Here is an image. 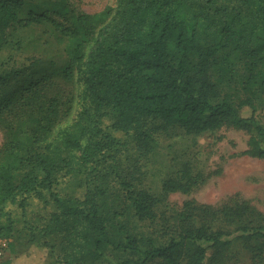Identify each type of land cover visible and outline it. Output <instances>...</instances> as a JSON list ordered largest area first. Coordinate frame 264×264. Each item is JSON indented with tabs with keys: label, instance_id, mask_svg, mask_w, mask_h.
Here are the masks:
<instances>
[{
	"label": "trees",
	"instance_id": "trees-1",
	"mask_svg": "<svg viewBox=\"0 0 264 264\" xmlns=\"http://www.w3.org/2000/svg\"><path fill=\"white\" fill-rule=\"evenodd\" d=\"M215 1L116 0L76 13L69 0H0V33L15 24H50L65 54L55 75L76 86L62 108L58 96L45 94L50 76L30 73L23 88L11 90L20 70L0 73V124L8 132L0 152V238L13 232L7 205L22 207L19 197L50 191L55 211L29 231L54 264H85L108 248L136 255L118 264H224L210 259V250L220 254L239 240L248 248L255 242L251 264H264V214L245 203L213 209L188 201L168 243L152 249L116 222L125 210L139 221L157 219L161 199L120 175L105 121L147 142L148 124L195 136L230 125L251 133L244 154L264 159V124L254 129L253 99L264 95V0H239L241 12L230 15L207 7ZM236 80L243 97L230 92ZM84 170L96 186L83 199L52 191L61 176ZM114 177L122 210L112 197ZM179 179L165 180L163 192L181 187Z\"/></svg>",
	"mask_w": 264,
	"mask_h": 264
},
{
	"label": "rangeland",
	"instance_id": "rangeland-1",
	"mask_svg": "<svg viewBox=\"0 0 264 264\" xmlns=\"http://www.w3.org/2000/svg\"><path fill=\"white\" fill-rule=\"evenodd\" d=\"M115 2L116 0H69L76 13L98 12ZM196 4L206 5V0H197ZM207 7L225 15L242 10L239 0H216ZM55 19L61 21L59 18ZM58 36L47 23L29 26L15 24L4 30L0 33V73L20 70V75L12 82L11 90L23 88L30 73L35 78L43 74L50 76V85L45 94L58 96L62 108L63 104L65 108V101L75 94L76 86L62 82L55 75V71L65 62L64 47ZM235 91L241 97L246 95L238 80L233 83L230 92ZM20 92L18 93L21 94ZM253 99L258 111L255 129L264 124V95L257 92ZM77 110L78 106L74 101L72 116ZM248 112L244 111V114ZM11 115L13 116V112ZM146 128L152 134L150 142L141 139L134 132L126 134L114 131L104 122L105 131L117 143V149L112 154L119 165L120 175L161 199L155 206L158 214L155 220L139 221L132 210H125L124 213L119 211L117 224L123 228L124 235L135 236L142 249H152L168 243L179 227L177 216L188 201L213 209L245 203L256 212L264 214V159L244 154L248 149L251 133L230 125L198 136L186 134L177 127L148 124ZM7 138V129L0 124V152L4 149ZM169 179H179L181 187L163 192V183ZM117 180V177L113 178L111 192L119 204L118 209L122 210L124 205L114 191L118 189ZM95 186L88 171L84 170L61 176L52 191L63 197L83 199L88 189H94ZM19 200L24 201L22 207L18 204L6 206L13 232L10 237L5 238L8 246L0 264H54L55 256L51 257L47 248L32 243L33 237L29 231L34 227L42 228L55 211L50 191L42 192V195L38 191L32 192L19 197ZM249 246L248 248L243 240L235 241L220 254L216 250H210L209 257H217V262L224 261V264H251V248L256 243ZM125 258H136V255L129 250L114 251L108 248L98 259L85 264H118ZM151 264L160 262L155 260Z\"/></svg>",
	"mask_w": 264,
	"mask_h": 264
},
{
	"label": "built area",
	"instance_id": "built-area-1",
	"mask_svg": "<svg viewBox=\"0 0 264 264\" xmlns=\"http://www.w3.org/2000/svg\"><path fill=\"white\" fill-rule=\"evenodd\" d=\"M7 246H8L7 240L4 238H0V262H2V260L4 259Z\"/></svg>",
	"mask_w": 264,
	"mask_h": 264
}]
</instances>
